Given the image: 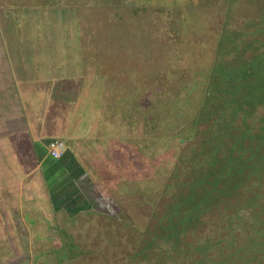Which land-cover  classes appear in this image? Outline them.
Wrapping results in <instances>:
<instances>
[{"label": "rangeland", "instance_id": "1", "mask_svg": "<svg viewBox=\"0 0 264 264\" xmlns=\"http://www.w3.org/2000/svg\"><path fill=\"white\" fill-rule=\"evenodd\" d=\"M62 4L67 7L61 8L60 17L54 16L49 5ZM19 12L27 18L46 19L47 31L54 35L65 32L77 36L78 30L93 36L94 43L98 36L99 47L105 45L104 57L84 62L105 72L106 82L119 85L106 91V102L116 109L113 118L120 119V129L116 130L122 135L131 130L136 135L135 160L132 145L130 149V161L135 162L136 171L129 179L121 180L120 195L115 196L119 201L115 200L111 211L115 220L96 221L102 226H113L99 227L100 233H93L91 224L86 227L82 236L94 237L96 249L75 257L72 264H97V253L118 264L135 240L132 228L122 226L123 220L138 227L152 216L154 209L162 211L157 207L168 197L166 184L171 175L175 174L176 182L182 178L190 160L185 154L200 134L199 128L190 138L185 133H193L196 128L190 119L199 107L212 60L251 57L262 51L264 0H0L1 35H12L15 24L22 21L17 18ZM75 17L83 19L86 26L75 25L80 22ZM128 114L129 127L125 119ZM124 159L128 162V158ZM87 220L76 219L71 226L77 230L75 236L81 235L82 223ZM63 221L57 219V225ZM32 235L21 237L30 240ZM16 237L13 235L10 240L0 233V264H29L30 246L11 248L10 242ZM51 238L57 246L60 244L59 233L51 234Z\"/></svg>", "mask_w": 264, "mask_h": 264}, {"label": "crops", "instance_id": "2", "mask_svg": "<svg viewBox=\"0 0 264 264\" xmlns=\"http://www.w3.org/2000/svg\"><path fill=\"white\" fill-rule=\"evenodd\" d=\"M49 6L58 17L67 7ZM17 18L22 21L12 35L0 34V233L10 240L17 235L10 242L14 250L57 245L51 234L60 232L59 218L111 214L122 178L136 171L130 161L131 145L136 157V135L116 130L120 119L106 102V91L119 85L84 62L105 56L99 37L94 43L93 36L78 30L77 36L54 35L46 19L27 18L24 12ZM125 119L131 126L129 114ZM53 138L64 143L58 157L46 151ZM23 234L50 238L24 240Z\"/></svg>", "mask_w": 264, "mask_h": 264}, {"label": "trees", "instance_id": "3", "mask_svg": "<svg viewBox=\"0 0 264 264\" xmlns=\"http://www.w3.org/2000/svg\"><path fill=\"white\" fill-rule=\"evenodd\" d=\"M251 55L217 57L208 66L190 119L196 128L185 137L197 128L200 134L185 154L182 178L171 175L162 211L154 209L138 227L123 220L135 240L118 264H264V45ZM97 219L115 216L88 218L79 236L71 227L76 218H65L60 244L32 246L29 264H72L91 254L94 237H83L85 228L100 233L112 225ZM42 236L50 238H32ZM97 254V264H115Z\"/></svg>", "mask_w": 264, "mask_h": 264}, {"label": "built area", "instance_id": "4", "mask_svg": "<svg viewBox=\"0 0 264 264\" xmlns=\"http://www.w3.org/2000/svg\"><path fill=\"white\" fill-rule=\"evenodd\" d=\"M64 149V143L61 139L53 138L47 141L46 151L51 157H58L62 154Z\"/></svg>", "mask_w": 264, "mask_h": 264}]
</instances>
